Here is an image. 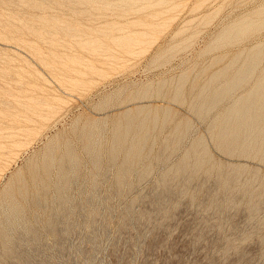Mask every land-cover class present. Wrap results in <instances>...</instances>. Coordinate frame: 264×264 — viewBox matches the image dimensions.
I'll use <instances>...</instances> for the list:
<instances>
[{"label":"rangeland","instance_id":"1","mask_svg":"<svg viewBox=\"0 0 264 264\" xmlns=\"http://www.w3.org/2000/svg\"><path fill=\"white\" fill-rule=\"evenodd\" d=\"M256 45L264 0H0V264H264Z\"/></svg>","mask_w":264,"mask_h":264},{"label":"bare ground","instance_id":"2","mask_svg":"<svg viewBox=\"0 0 264 264\" xmlns=\"http://www.w3.org/2000/svg\"><path fill=\"white\" fill-rule=\"evenodd\" d=\"M226 35V34H225ZM229 37H230V35H229ZM222 38H224V37H222ZM228 38V37H227ZM259 48L260 49H262L261 48V46H259V45H256V46H254V47H252L251 49H249L248 50V54H249V60H242L243 62L241 63V65H239L238 66V64H237V66H238V68H237V70H236V72L233 74L232 73V75H235V77H236V79H237V81L235 82V83H237L239 80H242L243 81V79L245 78V76L247 77L248 75L250 76H252V72H254V70L256 71V68H257V64H260V59L261 58H258L259 56H258V54H256V52H255V54L257 55L256 57L255 56H252L253 55V51L254 50H259ZM247 53V52H246ZM247 54V55H248ZM262 54V53H261ZM240 55V54H239ZM239 55H238V57H239ZM246 55V56H247ZM260 57H262V56H260ZM239 58H241V57H239ZM246 58V57H245ZM244 58V59H245ZM248 58V57H247ZM234 60V59H233ZM239 60V59H238ZM234 61H236V59L234 60ZM232 62V61H231ZM240 61H237V63H239ZM235 63V62H234ZM231 64H233V63H231ZM230 64V65H231ZM236 66V67H237ZM244 66H246V67H244ZM234 71V70H233ZM232 71V72H233ZM257 77H255V78H253V77H250L251 79H249V80H252V78H253V81L251 82V86H250V89H249V91L244 95V96H253L252 95V93H255V91H257V90H255V89H258V87H259V90H260V93H262V95H260V96H264V62H263V67L262 68H260L259 69V67L257 68ZM219 74H221L220 76H218V78H223L222 76V74L223 73H219ZM214 76V75H213ZM215 77H217V76H215ZM218 78H215V79H218ZM233 79H234V77H233ZM248 78H246V80H247ZM222 80H225V79H222ZM235 80V79H234ZM214 81V80H213ZM218 81V82H217ZM216 82L217 83H219V80H217ZM245 81V80H244ZM248 81V80H247ZM215 82V83H216ZM227 82V81H226ZM229 82L230 83H224V84H220V85H218V86H214V88L212 87V89L213 90H210L211 89V87L209 88L208 86H210L209 84H207V86H205L203 89H204V93H205V96H207L205 99H207L208 97V99L210 100L211 99V101H212V103L210 102L209 103V101L207 102V101H204V102H202L201 104H199V109H198V111H200L201 113H202V111H209V112H211V111H213L215 108H216V105H218V103H220V102H222L223 100H224V98L223 97H225V96H228V94L229 93H232V89H233V84H234V82H231V80H229ZM208 83V82H207ZM210 83V82H209ZM246 83V82H245ZM238 84H240V82L238 83ZM239 86V85H238ZM209 88V89H208ZM235 88V87H234ZM229 96H230V94H229ZM241 96H243V95H241ZM240 97V96H239ZM227 97H225V99H226ZM236 98V97H235ZM237 99V98H236ZM235 99V100H236ZM244 100H245V98H243ZM242 99V100H243ZM251 98H249V97H247V99L245 100V102H243V103H241V101H239V100H237V101H239V102H234V101H231L232 103H228L225 107H224V109L223 110H225L224 111V113L225 112H229V113H231V114H234V115H236V114H238L239 116H240V114L241 115H243L244 114V116H245V112L246 111H248L246 114V117H247V119H246V121H247V125H249V123L251 124V123H254L255 124V126H256V124L258 123V121L259 120H256L258 117H256L257 115H259V113H261V112H255L257 109H251V107H252V105L251 104H247L248 103V101L250 100ZM261 99V98H260ZM259 99V100H260ZM200 100V99H199ZM201 102V101H200ZM256 103V102H255ZM255 103H253V104H255ZM263 103V102H262ZM264 104V103H263ZM222 105H224V104H222ZM262 106V105H261ZM258 108H259V106H257ZM254 108V107H253ZM260 110V109H259ZM208 112V113H209ZM251 112V113H250ZM221 116H223V113L221 114ZM227 116V115H226ZM256 117V118H255ZM241 118V117H240ZM223 119V118H222ZM221 120V119H220ZM216 121H218V119L216 120ZM224 122V121H223ZM229 123H232V121H228ZM235 122V121H234ZM219 124V123H218ZM254 124H252V125H254ZM224 126H226V124H223ZM236 125V124H235ZM239 125V124H238ZM241 125V124H240ZM245 125V124H244ZM243 125V126H244ZM264 126V125H263ZM229 127V126H228ZM253 127V126H252ZM258 127V126H257ZM226 127H223V129H225ZM229 128H231V127H229ZM251 128V127H250ZM241 129V128H240ZM239 129V130H240ZM243 129V128H242ZM233 130H238V128L236 129V128H234ZM245 130V129H244ZM252 130V129H251ZM254 130H256V129H254ZM248 131V130H247ZM261 131H263L262 129H261ZM238 133H239V131H237ZM244 131L242 130V133H243ZM264 132V131H263ZM231 133H234V132H231ZM234 134H236V133H234ZM247 134V133H246ZM233 134H231V136H232ZM243 135H244V133H243ZM221 136V135H220ZM216 137V136H215ZM224 137H226V136H224ZM238 137V136H237ZM240 138V137H239ZM218 140V139H217ZM138 142V141H137ZM194 151V150H193ZM193 156V155H192ZM195 156V155H194ZM187 158V157H186ZM196 158V157H195ZM184 159V158H183ZM187 159H189V157L187 158ZM69 160L70 161H67V162H70L71 163V161H72V159H71V157H69ZM190 160V159H189ZM197 160H199L198 158H197ZM193 161H196V160H193ZM195 163L196 162H194V164L193 165H195ZM71 164H73V163H71ZM181 164H183V161L181 160ZM181 164H179V165H181ZM192 164V163H191ZM183 165H186V164H183ZM183 165H181V166H183ZM74 166V165H73ZM69 169L68 170H70L71 172H73L71 169H72V165H69V167H68ZM60 169V168H59ZM63 171H65V170H63ZM59 173V172H58ZM61 173V172H60ZM67 173V172H66ZM66 173H65V175H66ZM31 186V185H30ZM62 186V185H61ZM43 190V191H42ZM42 190H40L41 191V196H44V194H45V192L44 191H46L43 187H42ZM37 195V194H36ZM34 203L36 204V205H38V198H35V201H34ZM62 205V204H61Z\"/></svg>","mask_w":264,"mask_h":264}]
</instances>
